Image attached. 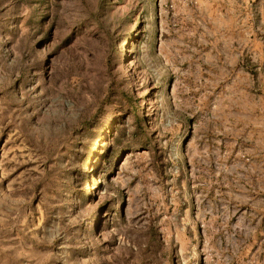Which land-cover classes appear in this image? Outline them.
I'll use <instances>...</instances> for the list:
<instances>
[{"label":"rangeland","instance_id":"rangeland-1","mask_svg":"<svg viewBox=\"0 0 264 264\" xmlns=\"http://www.w3.org/2000/svg\"><path fill=\"white\" fill-rule=\"evenodd\" d=\"M0 264H264V0H0Z\"/></svg>","mask_w":264,"mask_h":264}]
</instances>
